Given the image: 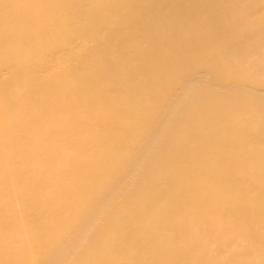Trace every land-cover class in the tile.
<instances>
[{
	"label": "bare ground",
	"instance_id": "1",
	"mask_svg": "<svg viewBox=\"0 0 264 264\" xmlns=\"http://www.w3.org/2000/svg\"><path fill=\"white\" fill-rule=\"evenodd\" d=\"M0 264H264V0H0Z\"/></svg>",
	"mask_w": 264,
	"mask_h": 264
}]
</instances>
